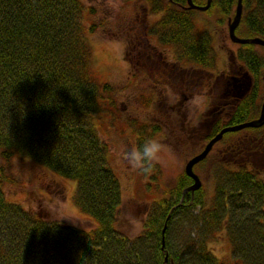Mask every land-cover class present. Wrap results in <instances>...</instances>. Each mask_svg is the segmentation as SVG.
<instances>
[{
    "label": "trees",
    "instance_id": "obj_1",
    "mask_svg": "<svg viewBox=\"0 0 264 264\" xmlns=\"http://www.w3.org/2000/svg\"><path fill=\"white\" fill-rule=\"evenodd\" d=\"M146 3L153 14L162 15L144 34L134 28L128 32L127 61L134 79L156 77L163 70L160 80L168 82L169 72L185 71L191 82L198 73L215 69L213 38L197 26L196 10L188 9L187 0ZM237 4L213 0L206 13L217 10L221 21L228 22ZM243 5L237 34L252 38L264 25V6H254L255 15L250 16V0ZM93 14L83 0H0V264H264V127L225 134L221 142L228 143L234 160L215 165L211 192L202 187L194 196L185 193L193 180L184 171L151 204L141 232L131 234L121 215L123 195L110 164L111 149L100 131L105 116L117 119V91L92 70L89 36L97 25H89L87 17ZM149 38L171 48L172 60L146 42ZM240 47V61L263 83L264 52L258 53L253 44ZM157 55L163 59L156 60ZM152 63L162 64V69ZM261 91L232 107L204 144L226 127L259 118ZM152 102L148 98L144 104ZM245 132L259 139L252 150L240 140L229 141ZM140 135L142 145L147 138L144 132ZM259 155L263 163H257ZM17 159H30L75 181L74 204L93 220L91 226L80 229L43 210L27 211L9 202L5 187L15 183L11 171ZM222 236L231 259L218 258L210 249Z\"/></svg>",
    "mask_w": 264,
    "mask_h": 264
},
{
    "label": "rangeland",
    "instance_id": "obj_2",
    "mask_svg": "<svg viewBox=\"0 0 264 264\" xmlns=\"http://www.w3.org/2000/svg\"><path fill=\"white\" fill-rule=\"evenodd\" d=\"M83 1L94 10V14L87 17L88 24L97 25V31L89 36L93 47V73L101 83L110 84L117 91V119L105 116L100 131L111 149L110 164L121 187V215L130 223L131 234L136 236L142 230L151 204L173 187L184 173L187 162L203 150L205 137L212 127L233 109L225 95L227 85L224 82L234 74L233 71L242 66L246 68L239 59L242 49L230 40L228 23L221 21L217 10L210 13L195 11L193 17L197 26L213 38L217 55L215 69L198 73L191 82L187 79L180 83L179 74L173 72L165 74L168 82L160 80L163 70L156 77L147 74L134 79L127 61L128 32L132 34L134 28L135 33L144 34V30L162 14H153L146 0ZM237 35L240 38L248 36L245 32ZM149 39L146 42L172 60L171 48H163L157 40ZM254 47L264 49L258 45ZM260 49L256 48V51L263 53ZM154 69L161 70L162 66ZM148 98L153 99L149 106L144 104ZM143 132L146 138H157L167 146L160 160L150 165L149 170L134 169L124 160V152L141 145L140 133ZM252 135L245 132L229 141L235 144L240 140L242 147L252 150L259 140L253 139ZM227 144H217L204 160L206 162L195 166V172L208 192L213 188L215 165L234 160V156L228 154ZM256 161L263 163L260 155ZM47 170L30 159L15 160L11 171L15 183L5 187L8 201L24 206L27 211L43 210L51 218L80 229L90 227L89 222L93 220L74 204L76 182ZM210 249L218 258L232 257L230 245L223 236L211 243Z\"/></svg>",
    "mask_w": 264,
    "mask_h": 264
},
{
    "label": "water",
    "instance_id": "obj_3",
    "mask_svg": "<svg viewBox=\"0 0 264 264\" xmlns=\"http://www.w3.org/2000/svg\"><path fill=\"white\" fill-rule=\"evenodd\" d=\"M243 1L244 0H238V4L236 7V14L233 19H229L228 21V30H229V36L230 40L239 45H245V44H253L264 47V40L260 38H252V39H245L240 38L237 36L236 31L239 25L242 21L243 16ZM213 0H207V4L204 6H198L194 3L193 0H187L188 3V9L190 10H196L201 12H206L210 9L212 5ZM264 126V103L261 109V114L258 119L252 120L237 126H231L226 127L222 129L214 138H212L205 148L200 152L198 155L191 158L186 166H185V173L188 177H190L193 180V184L185 191V193L190 192L192 196L195 195L197 191H199L203 187V183L201 178L196 174L195 172V166L206 160V158L209 156V154L212 152L214 147L223 140L225 134L231 133V132H238L242 131L244 129H257ZM167 226L164 229V232L166 231Z\"/></svg>",
    "mask_w": 264,
    "mask_h": 264
},
{
    "label": "flooded vegetation",
    "instance_id": "obj_4",
    "mask_svg": "<svg viewBox=\"0 0 264 264\" xmlns=\"http://www.w3.org/2000/svg\"><path fill=\"white\" fill-rule=\"evenodd\" d=\"M250 4H251V7H250V14L249 15L254 16L256 9H254L253 7L256 6L257 4H261L264 6V1L250 0ZM263 23H264V18H263ZM250 28L252 29L251 24H250ZM254 32H256L255 37L264 39V25L260 26L258 29L256 28V31H254ZM252 38H254V37H252ZM256 48L260 49L258 47H255V49ZM262 48H264V47H262ZM260 50H262L264 52V49H260ZM154 58L156 60L161 61L163 59V56L157 55ZM141 66L147 67L148 65L147 64H143V65L139 64V67H141ZM149 66L154 68L155 66H162V64L152 63V64H149ZM165 66H167V64H165ZM242 67L238 68V70H236V71H233L234 74L232 76H230L224 82L225 85H227V87L225 88V91L227 90L225 92V95L229 98L231 104H233V107L238 105L241 101L245 100L246 98H249L250 96L258 93L259 90H262L264 92V82L262 83V82L258 81L255 78V76L250 73V71L248 70L247 67L246 68H242ZM174 73H176V72H174ZM178 74L180 76V81L186 82L187 73L185 71H181ZM263 79H264V77H263ZM184 90H186V88H184ZM184 90H181V92H183Z\"/></svg>",
    "mask_w": 264,
    "mask_h": 264
},
{
    "label": "clouds",
    "instance_id": "obj_5",
    "mask_svg": "<svg viewBox=\"0 0 264 264\" xmlns=\"http://www.w3.org/2000/svg\"><path fill=\"white\" fill-rule=\"evenodd\" d=\"M166 147L157 138H147L142 145L124 152V160L134 169L149 170L150 165L160 160Z\"/></svg>",
    "mask_w": 264,
    "mask_h": 264
}]
</instances>
